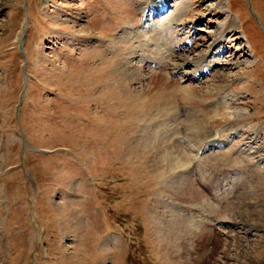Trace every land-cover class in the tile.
<instances>
[{"label":"rangeland","instance_id":"374dc122","mask_svg":"<svg viewBox=\"0 0 264 264\" xmlns=\"http://www.w3.org/2000/svg\"><path fill=\"white\" fill-rule=\"evenodd\" d=\"M162 3L0 0V264H169L180 207L218 177L256 227L218 225L211 263L264 262V0Z\"/></svg>","mask_w":264,"mask_h":264},{"label":"bare ground","instance_id":"6f19581e","mask_svg":"<svg viewBox=\"0 0 264 264\" xmlns=\"http://www.w3.org/2000/svg\"><path fill=\"white\" fill-rule=\"evenodd\" d=\"M163 2L164 3H162L163 4L162 8L157 11V13H159V14H162L163 12H167L169 10L168 7L165 9V6L167 4L166 0H163ZM185 43H187V42H185ZM219 43H220V39H217V40L214 41L213 46L214 45H218ZM178 47H180L179 50L182 49L181 48L182 46H178ZM178 47L175 46V50ZM205 57L206 56H203V58H205ZM179 59L182 62L175 69H177L178 70V74H181L182 78H184L185 76H187L188 74H191V73H189V72H185V73L182 72L181 73L180 71L183 70L186 66L192 64V61L190 62L185 57H180ZM153 63H156L157 67L161 66L160 61H157V62L155 61ZM204 67H205L204 65H202V66L200 65L198 67V69L193 71L194 73H192V74L193 75H195V74H201V75L204 74L205 70H207ZM161 71H163V70L159 69V70L155 71V73H158V72H161ZM184 90H183L182 93H184ZM180 91H182V90H180ZM186 91H188V90H186ZM185 94H187V93H184V96H186ZM160 98L161 97L158 96L157 98L154 99V101L155 102L158 101V104H159ZM188 98L190 99V97H188ZM165 100L166 99H164L163 102ZM192 102L194 103V101H192ZM192 102L190 101L191 104H192ZM159 105H161V104H159ZM165 107H166V104H165ZM192 112H195V111H192ZM194 114H192V115H194ZM192 123L194 125L199 126V127L195 128V129L194 128L191 129L192 134H195V133L198 132V130H200L199 128H200V126L202 127V125L198 124L199 122H198L197 118H195L194 122H192ZM185 136H187V135H185ZM189 140H190V142H193V144L196 146V148L195 147L194 148L197 149L196 150L197 154H195V152H193L192 150H188V152H187V153H189V155L187 157L188 162H193L194 158L197 160L198 156L200 154V151H201V154L206 152V150L208 148L207 147L208 144H210V143L212 145H218L219 144V143H217V139H216L215 135H209V136L203 135L201 138H197V137L194 138L193 137L192 139H189ZM164 146H169V143L164 144ZM156 147H158V146H156ZM161 149H162V147H161ZM170 150H171V154H172L176 149L173 151V149L170 148ZM164 154H166V153H164ZM200 156H199V158L201 159ZM167 158H168V156H167ZM165 159L164 160L162 159V161L159 163V165H158L159 168L166 164V162L168 160H165ZM185 159H186V157H185ZM170 160L172 161L170 165H173L174 167L176 166L177 169L181 168V163H180V161L178 159H176V157L172 156V158H170ZM228 177H229V175H228ZM211 178H212V176H211ZM223 179L218 177L216 180L215 179L211 180V181L208 180V183L213 184V185L210 186V190H209L213 194V197H211V198L209 197L211 200L210 199L206 200V196L208 195V193H207L208 189L206 187L207 184L202 186V188H201V190H203L202 192L199 190V192H201V194L204 195V196L203 195L202 196H203V198H205L204 199L205 201H207L209 204L211 202L212 203H217L216 205L215 204H213V205H209L208 204V207H201V208L198 207L199 209H197L195 207H190V206H189L190 207L189 209L184 208V207H182V208L180 207L179 210L181 211V214H179V217L176 216V218L178 217L179 219H178V222L174 223L175 224L174 232L172 233V236H168V237H166L164 239V240L170 239L169 245L171 246V251L170 252L172 253V256H171V260L172 261L169 264H188L187 262H189V264H212L211 263V259L212 260L214 259V257L217 255V251L220 254H222L223 256H226L227 251H220L219 244H218L219 236L218 235L216 236V233H219L218 232V225H220V224H222L224 226L230 225V227H232V228H241L242 227L244 229H247L248 232L250 230H252L254 227H256L254 223H253L254 225L250 224L251 222L247 219L248 215L251 214L249 207L245 206L242 203L239 204L238 206H232V205L229 204L230 202H226V201L223 203V205H220V204H222L221 202H223L225 199H227L229 197V193L233 190L231 188L230 189H223V185H225V184H222V183L223 182L227 183L226 182L227 180L225 179V181H224ZM184 184H185V186L182 188V194L186 193L188 197L193 196L195 194L194 191L197 188L194 189V187L192 186V181H188V182H186ZM180 189H181V187H180ZM179 193H180L179 195H181L180 191H179ZM263 193H261V194H263ZM197 194H199V193H197ZM187 196H186V198H187ZM198 196H200V194ZM198 196H196V197H198ZM196 197L193 198L194 201H196L195 199L198 200V199L201 198V197H199V198H196ZM179 199L183 200V199H185V197L182 196V198L179 197ZM224 204H226V205H224ZM179 206H181V205H179ZM220 207H224L225 208L224 210H225V213H226L227 217H221L219 212L222 211V210H218ZM187 214L192 216V217H186ZM217 223H219V224H217ZM167 232H169V231H167ZM227 235H228L227 236V238H228L229 234H227ZM240 239L242 241H244V238H240ZM167 242L168 241H166V243ZM241 243H242L241 241H236V243L234 245H232V246L236 247V249H239L241 247L240 246ZM210 244L213 245L212 249H209ZM229 244L230 243L227 242V244H226L227 248H230ZM174 248H179V250L181 249L182 250L181 253L177 249L176 250L179 253L176 250L174 251L173 250ZM204 250H207L206 252H208L209 250L210 251H209V253H207L205 255V253L203 254ZM192 251H193V253L196 252V254H198V259H197V261L195 263L194 262L191 263V260L187 261L186 258H185V256L188 255V256H190V259L192 258V260H193ZM200 251H202V253H200ZM259 264H264V262L259 263Z\"/></svg>","mask_w":264,"mask_h":264}]
</instances>
